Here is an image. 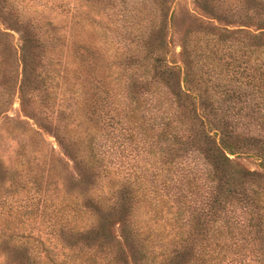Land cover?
<instances>
[{
	"label": "trees",
	"instance_id": "1",
	"mask_svg": "<svg viewBox=\"0 0 264 264\" xmlns=\"http://www.w3.org/2000/svg\"><path fill=\"white\" fill-rule=\"evenodd\" d=\"M43 9L0 0V254L264 264V0Z\"/></svg>",
	"mask_w": 264,
	"mask_h": 264
},
{
	"label": "rangeland",
	"instance_id": "2",
	"mask_svg": "<svg viewBox=\"0 0 264 264\" xmlns=\"http://www.w3.org/2000/svg\"><path fill=\"white\" fill-rule=\"evenodd\" d=\"M13 2H16L18 12H20V15L22 18H27L28 16H36L37 14L40 13L41 7L40 4H44L46 2L45 8L42 10L45 12V14L50 15L51 18H53L54 21L57 23H61L63 19V13H65V10H68V12H71V6L73 5L74 0H12ZM181 3H188L191 0H179ZM62 2L67 3L64 7L63 10H61L62 7H59V4L61 5ZM129 8L132 7L131 3L128 4ZM134 6V5H133ZM70 7V8H69ZM188 8H191L189 6ZM67 12V13H68ZM11 40L14 43L16 47H18L19 42H18V35L11 31ZM177 50V48H176ZM17 101L14 100L12 102L11 110L9 113L16 114L17 112ZM18 113V112H17ZM21 114V113H20ZM47 140L52 142V137L49 136L47 137ZM246 167H251L252 163L250 161H246L242 163ZM10 242L7 244L1 246V254H0V264H14L15 262L12 260V252L10 250ZM8 247V248H7Z\"/></svg>",
	"mask_w": 264,
	"mask_h": 264
}]
</instances>
